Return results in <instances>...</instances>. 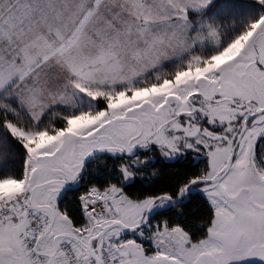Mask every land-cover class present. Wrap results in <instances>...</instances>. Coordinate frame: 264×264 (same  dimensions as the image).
I'll return each instance as SVG.
<instances>
[{
  "label": "snow or ice",
  "instance_id": "obj_1",
  "mask_svg": "<svg viewBox=\"0 0 264 264\" xmlns=\"http://www.w3.org/2000/svg\"><path fill=\"white\" fill-rule=\"evenodd\" d=\"M0 264H264V0H0Z\"/></svg>",
  "mask_w": 264,
  "mask_h": 264
}]
</instances>
